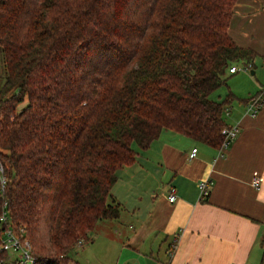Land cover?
Masks as SVG:
<instances>
[{"label": "trees", "instance_id": "obj_1", "mask_svg": "<svg viewBox=\"0 0 264 264\" xmlns=\"http://www.w3.org/2000/svg\"><path fill=\"white\" fill-rule=\"evenodd\" d=\"M237 1L0 0V207L34 264H71L119 216L111 188L134 142L170 129L221 145L235 94H210L256 54L229 32Z\"/></svg>", "mask_w": 264, "mask_h": 264}, {"label": "crops", "instance_id": "obj_2", "mask_svg": "<svg viewBox=\"0 0 264 264\" xmlns=\"http://www.w3.org/2000/svg\"><path fill=\"white\" fill-rule=\"evenodd\" d=\"M229 32L237 43L252 48L255 57L264 58V0H238ZM263 81L257 78L244 89L236 88L237 82L226 83L222 93L231 91L235 98L223 116L240 131L222 157L217 147L170 129L147 148L134 142L135 160L118 170L111 188V197L120 203L119 216L99 219L91 241L73 251L71 264H259L264 105L253 116L246 99L261 91ZM194 147L196 155L190 158ZM255 173L262 178L258 188L251 182ZM204 178L212 184L208 197L200 199L198 183Z\"/></svg>", "mask_w": 264, "mask_h": 264}, {"label": "built area", "instance_id": "obj_3", "mask_svg": "<svg viewBox=\"0 0 264 264\" xmlns=\"http://www.w3.org/2000/svg\"><path fill=\"white\" fill-rule=\"evenodd\" d=\"M248 64V65H247ZM244 65V68L252 67L253 63L248 62ZM243 66H237L235 63L229 67V72H237L241 70ZM251 115L255 116L261 107L264 105V85L261 91L254 94L247 101ZM240 131L239 125H227L221 130L223 140L217 154L219 157L224 156L230 143L236 138ZM197 148H192L189 156L193 158L196 155ZM262 178L258 173L252 176V184L255 187H259ZM7 184V176L4 172V165L0 161V192H3ZM212 180L210 178L202 179L198 186L200 189V199H205L210 193V186ZM169 200L175 201L176 194L175 188L172 186L169 190ZM10 210L8 208V201L4 200L0 207V226L2 227V236L0 239V264H34L36 257L33 251L32 242L27 236V231L24 226L17 227L11 223ZM83 243L82 240L78 241V246Z\"/></svg>", "mask_w": 264, "mask_h": 264}, {"label": "rangeland", "instance_id": "obj_4", "mask_svg": "<svg viewBox=\"0 0 264 264\" xmlns=\"http://www.w3.org/2000/svg\"><path fill=\"white\" fill-rule=\"evenodd\" d=\"M246 62L247 61H245V60H240V61L235 62V64L237 66H243V68L231 76H229V73H226V76H228L227 77V80H228L227 83L228 82L230 83L233 81L237 82L236 88L244 89V88H246V86H248V84L251 83V81H256L257 78H264V58H262L260 56H256L253 59L254 67L244 68V65L247 64ZM252 69L256 70V72L252 73ZM241 74H246L245 76L247 77V79L242 78ZM224 87H226V83L221 84L218 88H216L214 91H212V93L210 94V97L212 99H215V100H223L225 98L224 94L222 93V91L224 90ZM224 110H225V115L228 114L230 111L229 107L226 109V106H225ZM135 144L136 143H134L133 145H135ZM217 148H219V147H217ZM218 153H219V150H218ZM225 154H226V152H225Z\"/></svg>", "mask_w": 264, "mask_h": 264}]
</instances>
